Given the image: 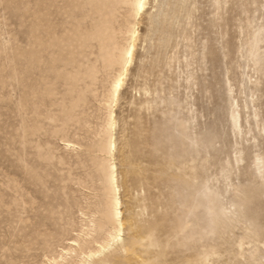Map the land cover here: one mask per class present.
Here are the masks:
<instances>
[{
    "label": "rangeland",
    "instance_id": "1",
    "mask_svg": "<svg viewBox=\"0 0 264 264\" xmlns=\"http://www.w3.org/2000/svg\"><path fill=\"white\" fill-rule=\"evenodd\" d=\"M87 1L0 0V264H79L66 243L110 229L107 105L130 247L105 264H264V0H181L156 26L149 0L115 104L117 68L78 39L101 18ZM116 7L123 46L133 19Z\"/></svg>",
    "mask_w": 264,
    "mask_h": 264
},
{
    "label": "bare ground",
    "instance_id": "2",
    "mask_svg": "<svg viewBox=\"0 0 264 264\" xmlns=\"http://www.w3.org/2000/svg\"><path fill=\"white\" fill-rule=\"evenodd\" d=\"M89 4L91 6H93V8L96 10V12L98 13V16L100 15V19L98 21H94L92 26H91V31L90 32H85V33H79L78 34V39L80 41V44H86L87 42H91L94 41L97 45L98 48V53H99V57L102 61V64L106 67V68H112V67H116L117 71L116 74L114 75L112 82L110 84V91L109 93V100H110V104L113 103L115 104L116 99H117V94L119 89L122 87L123 83H124V79L126 77L127 74V69L130 65V63L132 62L133 59V55H134V50H135V42L138 38V32H137V25H138V17L141 16V14L146 12V8L147 5L149 4V0H144L145 2V8L139 13V15L135 14V10L132 7V4L135 2V0H88ZM87 1V2H88ZM181 2V0H152L153 3V7H154V12L151 14V20L153 22V24L156 26L160 17L164 16V11L170 12L171 14H175L176 9L174 8L175 5L179 4ZM44 3V2H42ZM128 4L129 6V10L131 13V17L133 19V23L132 25L128 26L125 30V34H126V43L125 45L123 44V46H118V44L115 41V27L112 23V19H113V15H114V10L115 7L119 4ZM52 5V4H51ZM127 7V5H126ZM117 8V7H116ZM152 8V6H151ZM125 13V12H124ZM92 18V17H91ZM178 18V17H177ZM95 19V18H94ZM97 19V17H96ZM173 20V19H172ZM141 21V20H140ZM139 21V22H140ZM164 21V20H163ZM166 22V21H165ZM41 23V21H40ZM48 24V23H47ZM163 24V23H162ZM35 26V25H34ZM41 26V25H40ZM50 26V25H49ZM39 27V25H38ZM165 27V26H163ZM37 28V27H36ZM156 28V27H155ZM153 28V29H155ZM41 29V28H40ZM49 29V28H48ZM152 29V30H153ZM168 29V28H167ZM44 30V29H43ZM46 30V29H45ZM42 31V30H41ZM34 32V31H33ZM51 32V30H50ZM76 32V31H75ZM150 32V30H149ZM169 32V31H168ZM39 33V31H38ZM73 33V32H72ZM152 33V32H151ZM163 33V32H162ZM47 34V33H46ZM54 34V33H53ZM148 34V33H147ZM169 34V33H168ZM160 35V34H159ZM164 35H165V31H164ZM34 36V35H32ZM150 36V35H149ZM161 36V35H160ZM160 36H158L160 38ZM42 37V36H41ZM45 37V36H44ZM148 37V36H147ZM157 37V38H158ZM165 37V36H164ZM161 37V38H164ZM35 38V37H34ZM43 38V37H42ZM170 38V37H169ZM36 39H37V35H36ZM166 39V38H164ZM163 39V40H164ZM39 40V39H38ZM162 40V39H161ZM46 41V40H45ZM159 41V40H158ZM157 41V42H158ZM168 41V39H167ZM164 42V41H163ZM170 42V41H168ZM167 42V43H168ZM39 44V43H38ZM161 45V43H159ZM164 44V43H163ZM36 45V44H35ZM159 45V46H160ZM39 46V45H38ZM63 47V46H62ZM162 47V46H161ZM36 48V47H34ZM159 48V47H158ZM42 49V48H41ZM129 49L131 50V56L129 57ZM160 49V48H159ZM37 50V49H36ZM35 50V51H36ZM31 51V50H30ZM67 51V50H66ZM33 52V51H32ZM67 54V53H66ZM42 55V53H41ZM54 55V54H53ZM69 55V54H68ZM27 56V55H26ZM55 56V55H54ZM51 55V57H54ZM49 57H50V53H49ZM38 58V57H37ZM87 59V57H85ZM84 58V59H85ZM41 59V58H40ZM34 60V59H33ZM53 60V58H52ZM54 61V60H53ZM57 61V60H55ZM27 63V62H26ZM87 63V62H86ZM89 63V62H88ZM31 64V63H30ZM53 64V63H52ZM32 65V64H31ZM35 66V65H34ZM50 66V65H49ZM52 67V66H51ZM78 68V67H77ZM81 68V67H80ZM71 70V69H70ZM88 70V69H87ZM107 70V69H106ZM112 70V69H111ZM52 71V69H51ZM56 71V70H55ZM58 71V70H57ZM109 71V70H107ZM78 73V72H77ZM77 73H75L74 75H76ZM114 73V72H113ZM86 74V73H85ZM64 75V74H63ZM71 75V74H70ZM80 74H77L76 76L72 77V79H76L77 77H79ZM82 75V74H81ZM11 76V75H10ZM59 76V75H58ZM113 76V75H112ZM14 77V74H13ZM12 77V78H13ZM63 76H61L62 78ZM93 78V74L91 72H87V78ZM48 78V77H47ZM55 79H57V77H54ZM69 78V77H68ZM110 80V79H109ZM53 81V80H52ZM97 81V79H96ZM54 82V81H53ZM67 82V81H65ZM117 82H119V88H116V84ZM45 83V82H44ZM42 83V84H44ZM49 83V82H48ZM55 83V82H54ZM53 83V84H54ZM57 83V82H56ZM39 84V83H38ZM51 84V83H50ZM63 84V83H62ZM65 85V84H63ZM227 85V83H226ZM36 86V85H35ZM34 86V87H35ZM53 86V85H52ZM66 86V85H65ZM95 88V87H94ZM73 89V88H72ZM227 94L230 92L229 89H227ZM72 91V90H71ZM108 91V89H107ZM51 92V91H50ZM70 92V91H69ZM73 92V91H72ZM48 93V92H47ZM52 93V92H51ZM78 94V93H77ZM106 94V93H105ZM76 95V94H75ZM94 95V92H93ZM97 96V94H95ZM102 95V94H101ZM34 96V95H33ZM40 96V95H39ZM54 96V95H53ZM71 96V95H70ZM69 96V97H70ZM228 96V95H227ZM50 97V96H49ZM55 97V96H54ZM61 97V96H60ZM31 98V97H30ZM71 98V97H70ZM101 98V97H100ZM229 98V97H228ZM227 98V99H228ZM56 99V98H55ZM69 99V98H68ZM103 99V98H102ZM23 100V99H22ZM31 100V99H30ZM100 100V99H99ZM39 101V100H38ZM42 101V100H41ZM48 101V100H47ZM61 101V100H60ZM67 101V100H66ZM70 101V100H68ZM230 101V98H229ZM50 102V100H49ZM63 102V101H62ZM61 102V103H62ZM81 102V101H80ZM101 102V101H100ZM103 102V101H102ZM107 102V101H105ZM232 102V101H231ZM230 102L229 106H233V104ZM29 103V102H28ZM60 103V102H59ZM60 103V104H61ZM109 103V102H108ZM228 103V101H227ZM54 103H52L53 105ZM58 104V103H57ZM70 104V103H69ZM76 105L78 103H75ZM49 105V103H48ZM55 105V104H54ZM71 105V104H70ZM82 105V104H80ZM24 106V105H23ZM51 106V104H50ZM63 106V105H61ZM66 106V105H65ZM73 106V105H72ZM112 106V105H111ZM110 105H107L108 108V115H107V120H106V124H105V130H104V135L103 138L100 140V147L101 150L106 153L107 155V159L105 160V164L102 167L103 173H104V181H105V186L109 191V200L106 204V207L103 211L99 212L100 216L97 222V230H104L103 228V224H104V220L105 221H109V223L111 224V226L109 227L110 229H108L106 231V233L101 237V240H97V239H91L89 242H87L86 244H91L92 242H94V246H91L88 248V246L86 247L87 250L85 251V246L84 244L78 245V242L75 239H71L70 241H68L69 243L67 244V248L64 251V255L65 254H69V252H80L81 256H80V263L79 264H105L108 262V258H112V257H117L123 253H126L128 251V248L130 247L129 243H126L123 235H124V228L122 225V221H121V211H120V205L121 202L119 201L118 198V183H117V174H116V167L114 165L113 162V155L112 152L114 150V141H113V137H112V127L114 125V120H113V111H112V107ZM228 106V108H229ZM55 107V106H54ZM57 107H59V105H57ZM70 107V106H69ZM77 107V106H76ZM62 108V107H61ZM65 108V107H64ZM106 108V107H105ZM104 109V108H103ZM62 110V109H61ZM76 110V109H75ZM232 112L230 115V119H231V124H232V128L233 129H238V113L235 112L234 109H231ZM59 111V110H58ZM71 111V109H70ZM102 111V110H101ZM104 111H106V109H104ZM103 111V113H104ZM52 112V111H51ZM54 112V110H53ZM57 112V111H56ZM63 112V111H61ZM48 114V113H47ZM55 116V115H54ZM54 119V117H53ZM229 119V120H230ZM77 123V122H76ZM230 124V125H231ZM104 125V123H103ZM88 127V126H87ZM104 127V126H102ZM89 128V127H88ZM85 129V128H84ZM98 129V128H96ZM96 129L94 131H96ZM100 130V129H99ZM83 131V130H82ZM97 132V131H96ZM94 136H95V132ZM92 134V133H91ZM61 135V134H59ZM99 135V134H98ZM74 137V136H73ZM72 137V138H73ZM85 137V136H84ZM98 137V136H97ZM77 138V137H76ZM79 138V137H78ZM81 138V136H80ZM79 138V139H80ZM86 138V137H85ZM94 138V137H93ZM96 138V137H95ZM99 140V139H98ZM96 141V140H95ZM60 142V141H59ZM67 145H70V143L68 142H64ZM74 143V142H73ZM88 143V142H87ZM99 143V142H98ZM77 144V143H76ZM79 145V144H78ZM95 145V144H94ZM73 146V145H72ZM86 147V146H84ZM96 147V146H95ZM80 148H83L80 146ZM79 148V149H80ZM92 148V147H91ZM90 148V150H91ZM97 148V147H96ZM87 149V148H86ZM75 150V148H74ZM84 150V149H83ZM89 150V151H90ZM98 150V149H97ZM79 151V150H78ZM82 151V150H80ZM88 151V149H87ZM85 151V152H87ZM72 152H75L72 150ZM84 152V154H85ZM99 152V151H97ZM77 153V152H76ZM75 154V153H74ZM82 154V156L84 155ZM94 154V153H93ZM76 155V154H75ZM88 155V154H87ZM100 155V154H99ZM104 155V154H102ZM98 157V156H97ZM101 157V156H99ZM89 158V157H88ZM92 158V157H91ZM96 159V158H95ZM101 161V160H100ZM115 161V160H114ZM101 173V172H100ZM89 175V174H88ZM98 175V174H97ZM101 175V174H100ZM93 176V175H92ZM98 177V176H97ZM100 177V176H99ZM98 179V178H97ZM103 180V179H102ZM93 182V181H92ZM98 183V182H97ZM238 188V187H237ZM94 189V188H93ZM239 189V188H238ZM246 189V188H245ZM243 189H241L242 191ZM247 190V189H246ZM96 191V190H95ZM97 192V191H96ZM95 194V193H93ZM98 194V192L96 193ZM95 194V195H96ZM248 194V193H247ZM96 198V197H94ZM98 200V198H97ZM92 205V204H91ZM102 205V204H101ZM93 206V205H92ZM96 207V206H95ZM99 207H100V203H99ZM97 208V207H96ZM96 212V211H95ZM98 212V211H97ZM90 213V212H89ZM95 215V214H94ZM86 220V219H85ZM89 222V221H88ZM90 223V222H89ZM88 229V228H87ZM84 231V230H83ZM90 232V231H89ZM85 233V232H83ZM85 237V235H83ZM114 236H119L120 239L119 240H114L113 237ZM83 237V238H84ZM88 238V237H87ZM86 238V239H87ZM84 240V239H83ZM85 241V240H84ZM74 246H76V248H74ZM155 246V245H154ZM241 248V246H240ZM62 251V250H61ZM62 253V252H60ZM74 254V253H73ZM77 254V253H76ZM59 255V254H58ZM73 256V255H72ZM58 257V256H57ZM76 257V256H74ZM46 258V257H45ZM52 258V257H51ZM69 258V257H68ZM57 259V258H56ZM75 260V259H74ZM75 260V261H78ZM79 262V261H78ZM65 263V256L61 255L59 260H55V259H49L47 260V262L45 264H64ZM128 263V262H127ZM77 264V262H76ZM126 264V263H125ZM205 264V263H204Z\"/></svg>",
    "mask_w": 264,
    "mask_h": 264
},
{
    "label": "snow or ice",
    "instance_id": "3",
    "mask_svg": "<svg viewBox=\"0 0 264 264\" xmlns=\"http://www.w3.org/2000/svg\"><path fill=\"white\" fill-rule=\"evenodd\" d=\"M145 2L144 0H135V2L132 4L133 9L135 10V14L139 15V13L145 8ZM129 57L131 56V50L129 49ZM119 82H117L116 84V88H119ZM262 175H264V173H262ZM114 240H119L120 237L119 236H114L113 237Z\"/></svg>",
    "mask_w": 264,
    "mask_h": 264
}]
</instances>
